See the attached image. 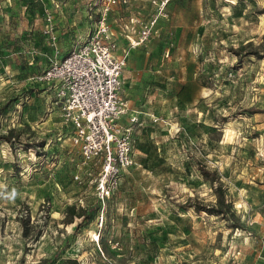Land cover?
<instances>
[{
  "label": "rangeland",
  "instance_id": "1",
  "mask_svg": "<svg viewBox=\"0 0 264 264\" xmlns=\"http://www.w3.org/2000/svg\"><path fill=\"white\" fill-rule=\"evenodd\" d=\"M145 2L112 11L150 15ZM101 6L0 0V264H264V0H169L157 33L127 50L136 163L100 226L98 168L33 77ZM215 188L224 213L197 210Z\"/></svg>",
  "mask_w": 264,
  "mask_h": 264
},
{
  "label": "built area",
  "instance_id": "2",
  "mask_svg": "<svg viewBox=\"0 0 264 264\" xmlns=\"http://www.w3.org/2000/svg\"><path fill=\"white\" fill-rule=\"evenodd\" d=\"M130 1L101 0L93 30L86 36L78 35L76 45L33 77V82L50 87V103L58 108L71 145L79 149L81 163L98 168L92 183L98 203L95 218L100 226L103 204L113 197L124 174L136 163L133 125L138 116L121 94L127 50L151 39L168 15L169 0H149L152 13L145 19L134 16L128 20L123 30L126 45L121 48L109 14L117 5ZM74 177L81 180L78 174Z\"/></svg>",
  "mask_w": 264,
  "mask_h": 264
},
{
  "label": "crops",
  "instance_id": "3",
  "mask_svg": "<svg viewBox=\"0 0 264 264\" xmlns=\"http://www.w3.org/2000/svg\"><path fill=\"white\" fill-rule=\"evenodd\" d=\"M134 3H137L139 0H133ZM131 2V1H130ZM146 4H149L148 0H146L145 2ZM168 9V7H167ZM114 10V9H113ZM113 16H112V22L117 24L118 27L116 28L114 25H111L116 36H117V40H118V43L120 44L121 46V43H123L124 45H126V38L124 36V25L128 22V20L131 18V17H134V16H137L139 18H142V19H145L148 15H149V12L145 15H140L139 13H125V14H114V12L112 11ZM80 34H83V32L79 33L78 35Z\"/></svg>",
  "mask_w": 264,
  "mask_h": 264
},
{
  "label": "trees",
  "instance_id": "4",
  "mask_svg": "<svg viewBox=\"0 0 264 264\" xmlns=\"http://www.w3.org/2000/svg\"><path fill=\"white\" fill-rule=\"evenodd\" d=\"M3 137V136H2ZM7 139V137H6ZM221 190V189H220ZM215 193H216V197H217V202L215 203L214 206L211 207H206V206H200V208H197V210H204L208 213H212V214H223L224 213V208L226 207L225 204V198L223 193H219L217 188H215Z\"/></svg>",
  "mask_w": 264,
  "mask_h": 264
}]
</instances>
